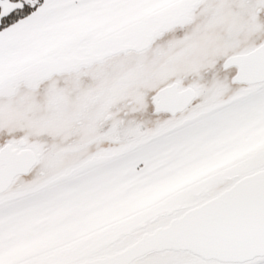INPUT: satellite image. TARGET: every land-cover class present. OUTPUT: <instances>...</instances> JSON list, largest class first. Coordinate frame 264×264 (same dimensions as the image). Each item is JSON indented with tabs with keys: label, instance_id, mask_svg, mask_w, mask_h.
<instances>
[{
	"label": "snow or ice",
	"instance_id": "1",
	"mask_svg": "<svg viewBox=\"0 0 264 264\" xmlns=\"http://www.w3.org/2000/svg\"><path fill=\"white\" fill-rule=\"evenodd\" d=\"M0 264H264V0H0Z\"/></svg>",
	"mask_w": 264,
	"mask_h": 264
}]
</instances>
